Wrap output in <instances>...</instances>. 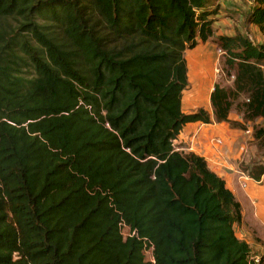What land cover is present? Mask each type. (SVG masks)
I'll use <instances>...</instances> for the list:
<instances>
[{"label":"trees","instance_id":"1","mask_svg":"<svg viewBox=\"0 0 264 264\" xmlns=\"http://www.w3.org/2000/svg\"><path fill=\"white\" fill-rule=\"evenodd\" d=\"M250 1L264 36V0ZM219 7L0 0V264L262 263L224 180L174 145L232 109L264 119V44L240 33L215 38L232 86H213L211 113L182 109L185 51L213 38Z\"/></svg>","mask_w":264,"mask_h":264},{"label":"crops","instance_id":"2","mask_svg":"<svg viewBox=\"0 0 264 264\" xmlns=\"http://www.w3.org/2000/svg\"><path fill=\"white\" fill-rule=\"evenodd\" d=\"M217 23L216 19L214 27H217ZM218 33L234 34L228 30L225 33ZM203 55L208 57L207 53ZM236 135L235 130L228 128L224 122L187 123L174 140V145L185 153L194 152L203 157L208 168L224 180L225 186L240 204L241 219L239 223L234 224L236 236L246 241L255 254H262L264 250V173L259 180H255L240 169L243 146H240ZM215 138L219 139L220 143H214Z\"/></svg>","mask_w":264,"mask_h":264},{"label":"rangeland","instance_id":"3","mask_svg":"<svg viewBox=\"0 0 264 264\" xmlns=\"http://www.w3.org/2000/svg\"><path fill=\"white\" fill-rule=\"evenodd\" d=\"M250 0H220V7L216 15L218 20L217 27H214V36L212 39H209L206 43H199L194 49H199V52L202 54L208 55L210 59V69L212 72V84L211 90L215 84H218L221 87L229 88L232 86L233 73L234 69H231L225 62L226 55L225 53L217 46L215 38L219 34L218 32H224L226 30L236 33H240L248 37L251 42L255 45L264 44V36L259 32L258 28L251 23L246 21L245 14L248 12L251 5ZM8 23L14 24V21L7 19ZM192 49V50H194ZM191 50L185 51V56H188V60L195 62L197 65L202 67L205 70L202 57L199 55L197 57L195 54L192 55L188 53ZM187 63V62H186ZM261 68L264 70V62L261 63ZM210 72V71H209ZM188 86L185 90L191 89V84L196 80L193 78V75L188 76ZM184 90V91H185ZM193 94H196V90L193 91ZM210 94V93H209ZM183 101L185 106H182L183 111L193 112L199 108H203L211 113L212 109L208 100L203 104L189 108L188 105L191 101L196 100L191 96L184 93ZM242 100V98L240 99ZM229 122L227 126L230 129H234L236 132L237 140L240 142L242 148V161L239 164V167L246 166L247 164H253L254 172L258 171L261 167L264 168V134L255 137V133L262 127H264V119L256 118L253 121H247L241 113L237 110L232 109L229 113ZM226 126V125H225ZM247 129H250L247 133ZM220 143V141L218 142ZM239 146V147H240ZM243 163V166L241 165ZM123 234H127V228L122 229ZM254 260H258L261 256L264 258V250L262 254L256 253ZM146 260L151 259L150 252L145 251ZM261 264H264V259Z\"/></svg>","mask_w":264,"mask_h":264},{"label":"bare ground","instance_id":"4","mask_svg":"<svg viewBox=\"0 0 264 264\" xmlns=\"http://www.w3.org/2000/svg\"><path fill=\"white\" fill-rule=\"evenodd\" d=\"M188 53L192 55L195 54L197 57H199L200 55L202 57V61L205 67V70L202 69V67L197 65L195 62L188 60L187 55L185 56L187 62V76L193 75V78L196 81L191 84V89L183 91L182 98L184 93H186L187 95L196 99L191 101L188 105L189 108H193L195 106L203 104L208 100V95L210 93L211 84H212V72L210 69L211 60L208 59V57L204 56L201 52H199L198 48L191 50ZM194 90H196V94H193ZM182 106L183 107L185 106L184 101H182Z\"/></svg>","mask_w":264,"mask_h":264},{"label":"built area","instance_id":"5","mask_svg":"<svg viewBox=\"0 0 264 264\" xmlns=\"http://www.w3.org/2000/svg\"><path fill=\"white\" fill-rule=\"evenodd\" d=\"M219 141H220V140H219V139H216V138L213 140L214 143H218ZM256 261H257V260H256Z\"/></svg>","mask_w":264,"mask_h":264}]
</instances>
